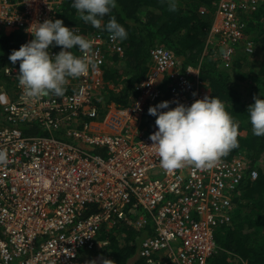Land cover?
Segmentation results:
<instances>
[{"label":"built area","instance_id":"obj_1","mask_svg":"<svg viewBox=\"0 0 264 264\" xmlns=\"http://www.w3.org/2000/svg\"><path fill=\"white\" fill-rule=\"evenodd\" d=\"M62 1L0 0V35L19 29L32 39L25 28L36 19L58 18ZM263 2L214 0L203 55L230 65L252 56L257 43L250 21ZM200 12L210 11L202 6ZM66 25L90 40L95 68L68 78L63 95L26 101L16 79L19 67L6 65L2 74L12 92L0 105V150L8 157L0 164V264H87L82 252L108 244L102 230L117 223L141 233L144 264H210L217 232L235 219L236 198L258 178V163L239 153L222 156L211 168L162 169L149 139L156 117L143 125L148 108L204 97L199 68L184 66L173 49L156 44L148 57L151 72L135 82L131 101L108 106L98 87L110 57H123V41L111 40L106 30ZM49 51L60 47L50 45ZM25 125L50 135H27ZM93 204L97 209L87 213Z\"/></svg>","mask_w":264,"mask_h":264},{"label":"trees","instance_id":"obj_2","mask_svg":"<svg viewBox=\"0 0 264 264\" xmlns=\"http://www.w3.org/2000/svg\"><path fill=\"white\" fill-rule=\"evenodd\" d=\"M213 1L178 0V9L172 12L168 9L167 0H117L116 7L105 15L104 22L114 15L125 26L128 36L123 40V57L114 54L104 66V104L113 101L125 105L131 101L135 95V82L151 72L148 57L156 44L173 49L182 58L184 66L198 67L203 96H217L238 122V146L228 156L247 153L258 163L259 169L258 178L248 181L241 196L236 198L233 222L219 228L216 238L218 252L211 257L210 264H264V166L259 165L264 156V136L253 135L247 113L254 96L264 94V59L256 69L249 70L243 66L251 61L243 55L229 67L238 70L239 80L251 81L249 97L244 98L234 86L230 70L223 68L212 55H203L213 19ZM71 5L72 0H63L58 18L65 24L81 26L84 32L98 29L81 20ZM202 6L209 9V14H201ZM142 11L145 12L144 17L140 15ZM249 28L257 46L264 51V2L252 16ZM252 29L256 30L255 35ZM25 42L27 35L19 29L0 35V79L4 77L6 65L19 67V61L13 64L8 57L13 49H18ZM122 60L125 64L120 65ZM153 117L147 112L146 124L143 125L148 127ZM22 129L27 135H50L38 125H25ZM82 146L104 151L101 147ZM96 209V204L90 205L87 213ZM101 237L108 238L109 259L113 264H144L138 254L142 235L134 228L117 223L110 229H103Z\"/></svg>","mask_w":264,"mask_h":264},{"label":"clouds","instance_id":"obj_3","mask_svg":"<svg viewBox=\"0 0 264 264\" xmlns=\"http://www.w3.org/2000/svg\"><path fill=\"white\" fill-rule=\"evenodd\" d=\"M116 5L117 0H72L71 6L85 23L106 30L113 41H123L128 36L125 26L114 15L104 22L105 15ZM167 6L169 11H177L178 0H167ZM25 31L33 38L13 49L8 58L13 64L19 61L16 79L26 101H38L49 93L63 95L68 78H79L95 68L88 58L90 40L62 19H36ZM53 44L60 47L55 54L49 51ZM74 48L83 55L74 54ZM172 103L163 100L148 108V113L156 117L157 127L149 139L165 171L185 165L211 168L238 146V122L217 96L206 94L190 105L181 102L169 107ZM247 113L253 135L264 136V94L254 96ZM7 159V153L0 150V164ZM91 264H113V260L101 258Z\"/></svg>","mask_w":264,"mask_h":264},{"label":"rangeland","instance_id":"obj_4","mask_svg":"<svg viewBox=\"0 0 264 264\" xmlns=\"http://www.w3.org/2000/svg\"><path fill=\"white\" fill-rule=\"evenodd\" d=\"M207 14H209V13H206L205 15H207ZM140 15L142 17H144L145 12L142 11ZM252 31H253V35H255V31L256 30L252 29ZM246 58L248 60H250L251 62L245 63L243 68L249 67V70L250 69H252V70L256 69L257 66L259 65L260 61L262 59H264V51L260 48V46L256 45V52L252 56H247ZM119 64L123 65V64H125V62H123V60H122V61H120ZM220 65L223 68L230 70L234 86L241 92V94H242V96L244 98H248L249 94H250V90H251V81H241V80H239L238 77H237L238 70L229 69V67L231 66L230 64H220ZM11 86H12V82H11L10 79L8 80V78L6 79L5 77L0 79V105L4 101V98H5L4 94L12 92ZM109 86L111 87L112 85L110 84ZM105 90H106L105 89V83L103 82L98 87V96L100 97V99H102L103 102H104V99H105L103 97V96H105L104 95V91ZM113 103H115V102L112 101V102L108 103V106H111ZM247 131L245 130V133H247ZM259 165L260 166H264V156L259 161ZM82 253H83V255H82V257L80 259L81 260H85L87 262V264H91V261H93V260L99 261L101 258H108V259L110 258L109 249L107 247V244L104 245V246H101L100 248H98L94 252L93 251H89V253H91V254H89L87 251H83ZM88 254H89V256H87Z\"/></svg>","mask_w":264,"mask_h":264},{"label":"crops","instance_id":"obj_5","mask_svg":"<svg viewBox=\"0 0 264 264\" xmlns=\"http://www.w3.org/2000/svg\"><path fill=\"white\" fill-rule=\"evenodd\" d=\"M94 252V251H93ZM91 254V253H90ZM89 256V255H88Z\"/></svg>","mask_w":264,"mask_h":264}]
</instances>
